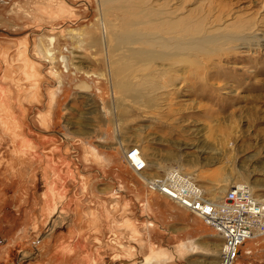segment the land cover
I'll return each mask as SVG.
<instances>
[{
	"label": "rangeland",
	"instance_id": "obj_1",
	"mask_svg": "<svg viewBox=\"0 0 264 264\" xmlns=\"http://www.w3.org/2000/svg\"><path fill=\"white\" fill-rule=\"evenodd\" d=\"M173 168L264 194V0H0V264H217L221 236L145 184ZM240 248L264 264V235Z\"/></svg>",
	"mask_w": 264,
	"mask_h": 264
},
{
	"label": "built area",
	"instance_id": "obj_2",
	"mask_svg": "<svg viewBox=\"0 0 264 264\" xmlns=\"http://www.w3.org/2000/svg\"><path fill=\"white\" fill-rule=\"evenodd\" d=\"M126 160L136 173H144L148 161L139 147L126 152ZM148 190L176 202L201 218L223 242L217 264H236L241 246L264 235V194H255L245 183L232 185L221 197H211L206 189L181 169L161 175H145Z\"/></svg>",
	"mask_w": 264,
	"mask_h": 264
},
{
	"label": "crops",
	"instance_id": "obj_3",
	"mask_svg": "<svg viewBox=\"0 0 264 264\" xmlns=\"http://www.w3.org/2000/svg\"><path fill=\"white\" fill-rule=\"evenodd\" d=\"M95 82L94 81H90V80H86V79H78L75 83H73V85L71 86V92L70 93H68V95L66 96V97H64V102L62 103V106H64V107H66L67 106V104H69V105H71L72 106V99L74 98V97H77V98H79L78 96H84V94H86L87 93V91L89 92V91H92V89L95 87ZM64 90H66V89H64ZM66 91H69V90H66ZM139 93H141V92H139ZM138 95H134V98H136ZM58 100V99H57ZM59 102H60V100H58V103L56 104V108H57V106H59ZM73 105H76V103L75 104H73ZM70 107V106H69ZM54 114H56V111L54 110ZM66 116V115H65ZM64 117V116H63ZM66 123H64L63 122V124H65V125H63L64 127L65 126H68L69 124H71L70 123V121L68 122V121H65ZM72 124H75L74 123V121L72 122ZM95 132H96V135H97V133H98V128L96 127V130L94 131V134H95ZM75 137H77L78 135H74ZM110 151H111V149H109V150H107L104 154H105V156H109L110 155Z\"/></svg>",
	"mask_w": 264,
	"mask_h": 264
},
{
	"label": "bare ground",
	"instance_id": "obj_4",
	"mask_svg": "<svg viewBox=\"0 0 264 264\" xmlns=\"http://www.w3.org/2000/svg\"><path fill=\"white\" fill-rule=\"evenodd\" d=\"M175 27V26H174ZM144 40H146V39H144ZM149 41H146L145 42V44L148 46V48H149V46H153L152 48H154L156 45H158V46H160V47H162V48H167V46H168V44H166V43H163L162 41H160L159 39H151V41H150V39H148ZM127 42V38L125 39V41L123 42V45L125 44ZM134 43H137V42H135V39H134ZM142 43V42H141ZM146 46V47H147ZM165 46V47H164ZM196 48V47H195ZM199 48V47H198ZM194 49V48H193ZM198 50V49H197ZM152 54V53H151ZM140 92V91H139ZM219 255H221V250H220V254Z\"/></svg>",
	"mask_w": 264,
	"mask_h": 264
}]
</instances>
